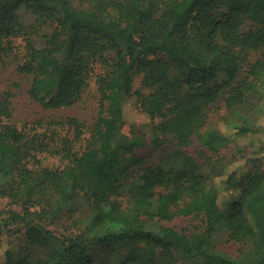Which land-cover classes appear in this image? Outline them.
<instances>
[{"label":"trees","instance_id":"obj_1","mask_svg":"<svg viewBox=\"0 0 264 264\" xmlns=\"http://www.w3.org/2000/svg\"><path fill=\"white\" fill-rule=\"evenodd\" d=\"M21 7L50 24L43 45L27 37ZM20 37L30 98L74 105L99 68V110L89 126L19 123L0 94V196L19 206L0 210V264H102L100 247L124 250L118 264H178L175 249L202 264H264V0H0V66ZM128 98L150 145L171 142L179 167L137 153L148 142L133 122L123 131ZM194 140L201 161L187 150ZM247 141L243 163L221 155ZM63 212L83 213L74 232L49 228ZM190 215L202 226L164 224ZM218 234L241 243L237 255Z\"/></svg>","mask_w":264,"mask_h":264},{"label":"rangeland","instance_id":"obj_2","mask_svg":"<svg viewBox=\"0 0 264 264\" xmlns=\"http://www.w3.org/2000/svg\"><path fill=\"white\" fill-rule=\"evenodd\" d=\"M18 15L24 24L29 25L30 34L27 37L33 40L37 45H43L46 35L51 30L50 24L38 22L35 14L30 9L25 7H21L18 10ZM16 41L19 47L18 56L10 59L7 63L0 66V94L3 91H9L11 93L14 120L22 123L25 121L31 122L35 120L49 121L51 119H63L67 116H74L81 120L86 126H89L93 122V119L98 114L99 110L98 92L96 88V78L99 73V68L96 69L95 73L89 80V84L83 93V97L78 103L59 108L44 107L41 103L27 95L28 80L17 72L16 67L23 54L24 41L21 37L17 38ZM255 55L256 52L253 53L251 57L253 58ZM139 83V77H136L134 86L139 87ZM223 110L224 107L219 105L216 110L211 111V114L221 112ZM124 116L126 123L123 126V131L126 133L129 132V123L133 122L136 124L134 129L144 135L148 142L146 146L137 150L138 154L146 157L147 163H160L166 168L172 169L181 165L180 159L169 154L173 148V144L171 142L158 149H154L150 145L149 141L152 135L151 126L147 123L145 117L137 111L133 98H128L125 101ZM85 136H87V134H85ZM242 147V150L238 152L236 145L231 143L221 150V155L227 159H230L235 155L239 159L237 163H243L242 157L246 156L250 149L248 141ZM200 149L201 147L196 140H194L187 148L192 155L201 161ZM60 159L61 158L58 156H49L45 162L52 165L54 163H59ZM202 170L207 171L205 164L202 165ZM8 207L16 210L19 209L18 205L11 203L6 197L0 196V210ZM82 221L83 213L72 215L63 212L57 221L49 225V228L58 234H69L77 230L82 224ZM159 224L160 222L157 220H148L146 222V226L153 230H155ZM164 224L175 228L190 227L191 229L195 226H202L200 217H197L196 215L178 216L171 221L164 222ZM216 244L218 248L231 255H237L242 246L239 242L229 240L225 234L217 235ZM33 253L41 255L45 253V248L40 247L35 249L33 250ZM174 253L178 264H202L201 258L190 259L179 249H175ZM124 256L125 251L122 249H116L115 251L110 252L107 247L99 248V262L102 264H118Z\"/></svg>","mask_w":264,"mask_h":264}]
</instances>
